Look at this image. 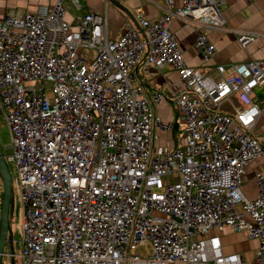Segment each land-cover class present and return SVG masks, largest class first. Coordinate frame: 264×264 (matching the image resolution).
Wrapping results in <instances>:
<instances>
[{
  "label": "built area",
  "instance_id": "obj_1",
  "mask_svg": "<svg viewBox=\"0 0 264 264\" xmlns=\"http://www.w3.org/2000/svg\"><path fill=\"white\" fill-rule=\"evenodd\" d=\"M49 10L7 12L0 21V108L8 131L11 184L21 205L20 264H247L222 252L211 230L228 227L257 242L250 264H264V179L245 199L246 164L264 153L252 134L264 88V62L216 65L213 80L184 64L172 18L221 29L226 0H162L153 22L105 35V19L87 12L62 19ZM76 8L77 0H69ZM256 32L237 31L244 48ZM195 47L213 52L205 34ZM169 65L182 90L146 96L132 69ZM34 80L33 85H23ZM235 94L240 105L219 108ZM168 96L179 113L183 145H155L153 128L170 129L153 106ZM264 103V99L261 100ZM13 258V255H4Z\"/></svg>",
  "mask_w": 264,
  "mask_h": 264
},
{
  "label": "crops",
  "instance_id": "obj_2",
  "mask_svg": "<svg viewBox=\"0 0 264 264\" xmlns=\"http://www.w3.org/2000/svg\"><path fill=\"white\" fill-rule=\"evenodd\" d=\"M57 0H0V21L7 12L24 13L35 12L44 6L51 9ZM180 0H175L178 4ZM76 8L69 0H62L64 8L62 19L72 22L76 14L93 13L104 17L105 35L107 38L118 39L126 26H131L138 32H142L137 16L149 23L156 20L164 12L162 0H77ZM219 12L223 19L221 29H201L198 26L178 18H172L169 30L181 53L186 66L199 70L213 80L219 75L215 72L216 65H223L228 72L233 64L254 60L264 62V0H226L219 6ZM256 32L257 37L244 48L238 46L235 41L237 31ZM202 31L208 41L213 44V52L206 56L195 47V36ZM133 82L139 83L146 96L155 91H161L164 95L179 93L183 86L179 81L177 70L169 65L162 66L158 70L153 68L142 71L140 62L131 71ZM255 105L260 108L259 114L254 118L252 134L258 139H264V88L257 87L252 91ZM240 105L236 95L229 96L221 102L219 108L226 113L235 112V107ZM154 113L163 123L171 122V136L173 130L180 125L179 113L168 96L163 97L153 106ZM176 126H175V125ZM175 141V140H174ZM163 147L168 145L162 142ZM177 146V145H175ZM174 146V147H175ZM261 174L264 179V153L250 160L244 167L241 178L240 192L242 196L251 200L255 197L257 187L255 174ZM211 234L219 238L222 252L236 254L244 263L250 264L257 248V242L248 239L244 234L235 233L228 227H219L211 230Z\"/></svg>",
  "mask_w": 264,
  "mask_h": 264
},
{
  "label": "rangeland",
  "instance_id": "obj_3",
  "mask_svg": "<svg viewBox=\"0 0 264 264\" xmlns=\"http://www.w3.org/2000/svg\"><path fill=\"white\" fill-rule=\"evenodd\" d=\"M23 85H33L37 86L38 82L34 80H28L24 81ZM177 129L173 130V136H171V133L169 132L170 129H156L153 128V132L156 135V139L154 141L155 145H162V142L166 143L168 146L165 147L169 150H171L175 145H183V141L181 138L182 130H181V125H177ZM8 131L7 127L4 122V117H3V111L0 108V151L1 153L5 156L8 154V148H7V143H8ZM175 140V141H174ZM6 165L8 168V172L10 175V180L11 184L13 183V180L15 179V173H14V166L10 161H6ZM1 181H0V203H1ZM20 219H21V205L20 201L18 199L17 192L12 188L11 186V196H10V201H9V207H8V227L11 235V241L10 244L6 243L3 249V254L4 255H12L10 254L11 252L13 253V258H14V264H20V261L15 258V256L18 254L19 249H18V229L20 225ZM6 257V256H5ZM3 256V258H5ZM11 259V258H8ZM10 261V260H9Z\"/></svg>",
  "mask_w": 264,
  "mask_h": 264
},
{
  "label": "water",
  "instance_id": "obj_4",
  "mask_svg": "<svg viewBox=\"0 0 264 264\" xmlns=\"http://www.w3.org/2000/svg\"><path fill=\"white\" fill-rule=\"evenodd\" d=\"M0 181L2 188V196L0 203V263L4 256L3 249L6 243L10 244L11 235L8 227V207L11 193V180L8 168L5 162V156L0 151Z\"/></svg>",
  "mask_w": 264,
  "mask_h": 264
},
{
  "label": "trees",
  "instance_id": "obj_5",
  "mask_svg": "<svg viewBox=\"0 0 264 264\" xmlns=\"http://www.w3.org/2000/svg\"><path fill=\"white\" fill-rule=\"evenodd\" d=\"M175 125V124H174ZM176 126V125H175ZM2 196V194H1ZM10 196H11V193H10ZM10 254L13 255V253L11 252ZM5 257V256H4ZM8 258H11V257H5V258H1V263L0 264H14V258H11V259H8ZM10 260V261H9Z\"/></svg>",
  "mask_w": 264,
  "mask_h": 264
}]
</instances>
